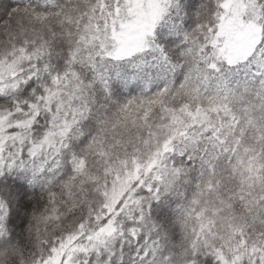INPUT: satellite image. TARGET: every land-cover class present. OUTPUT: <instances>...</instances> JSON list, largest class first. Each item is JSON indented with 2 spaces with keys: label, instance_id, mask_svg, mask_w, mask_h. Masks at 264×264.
Here are the masks:
<instances>
[{
  "label": "snow or ice",
  "instance_id": "obj_1",
  "mask_svg": "<svg viewBox=\"0 0 264 264\" xmlns=\"http://www.w3.org/2000/svg\"><path fill=\"white\" fill-rule=\"evenodd\" d=\"M0 264H264V0H0Z\"/></svg>",
  "mask_w": 264,
  "mask_h": 264
}]
</instances>
